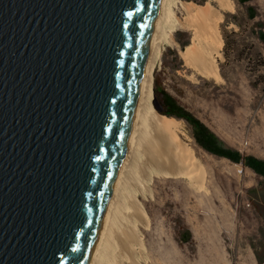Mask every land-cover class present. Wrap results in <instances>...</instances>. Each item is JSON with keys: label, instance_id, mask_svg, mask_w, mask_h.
Returning a JSON list of instances; mask_svg holds the SVG:
<instances>
[{"label": "water", "instance_id": "1", "mask_svg": "<svg viewBox=\"0 0 264 264\" xmlns=\"http://www.w3.org/2000/svg\"><path fill=\"white\" fill-rule=\"evenodd\" d=\"M161 2L0 0V264H90Z\"/></svg>", "mask_w": 264, "mask_h": 264}, {"label": "rangeland", "instance_id": "2", "mask_svg": "<svg viewBox=\"0 0 264 264\" xmlns=\"http://www.w3.org/2000/svg\"><path fill=\"white\" fill-rule=\"evenodd\" d=\"M182 4L208 7L223 40L211 74L181 57L198 21ZM168 8L171 21L153 66L157 105L161 107L159 90L169 93L222 146L264 161V43L259 39L264 0H176ZM153 101L155 112L162 115ZM173 119L179 122L174 135L200 169L187 166L189 174L179 176L181 167L167 165L165 171L175 170L176 175L164 176L163 168L144 165L142 157L135 159L138 167L133 160L136 166H131L137 168L130 166L128 172L138 180H130L129 194L124 195L132 200L123 197L130 209L122 226L134 228L135 240L131 251L120 246L109 250L114 264H264L263 177L242 162L205 151L195 141L192 126Z\"/></svg>", "mask_w": 264, "mask_h": 264}, {"label": "bare ground", "instance_id": "3", "mask_svg": "<svg viewBox=\"0 0 264 264\" xmlns=\"http://www.w3.org/2000/svg\"><path fill=\"white\" fill-rule=\"evenodd\" d=\"M174 1L176 0H162L160 5L149 55L145 65L139 101L129 137V143L121 170L115 183L109 210L106 214L101 231V238L94 250L90 264H114L115 258L109 254L111 248L120 246L125 251H131L133 249L131 243L135 240L134 230H130L132 227L129 229L124 228L122 226V220L124 219L123 216H126L129 208L127 205V207L125 206L126 201L123 200V197L128 199L129 196L126 198L124 195H127L126 193L129 192L130 185L132 186L130 180L137 179L133 178V175L128 172V170L132 168L131 165H134L132 163L135 159L139 161V158L142 157L144 159V165H152L161 170L164 169V172H162V174H165L164 176H170L171 174L173 176L176 175V172H174L175 170L169 171V173L166 172L168 170L165 171L164 166L167 165L169 166L167 169H174V167H177L176 169L179 168L180 170L181 167L182 169L179 173L177 172L179 176H183L185 173V175H187V173L190 172L186 169L187 166H189V169L199 165L191 153L182 148L180 138L174 135L173 129L179 125V122L173 118L158 115L152 106L153 66L159 59L163 42L166 39L165 29H167L171 21L168 7L170 4H173ZM182 6L185 13L189 14L193 12L198 21L194 23V26L196 25V32L192 38V42L189 46L185 47L181 53V57L195 68L198 67L205 73L211 74L215 71V59L220 55L223 40L216 30L214 19L211 17L212 15H210L211 12L208 7H195L190 4H182ZM136 162L137 161H135V163ZM138 163L139 162H137V167ZM141 165L143 166V164ZM130 166L131 168H129ZM134 166H136V164ZM135 168L133 167L132 170ZM196 168L195 171L200 169V167ZM128 200L130 202L132 198ZM129 202L127 204L131 206V209L138 204L136 201H132L134 205L136 203V205L132 207V202L131 204H129ZM139 208L137 205L138 210Z\"/></svg>", "mask_w": 264, "mask_h": 264}, {"label": "trees", "instance_id": "4", "mask_svg": "<svg viewBox=\"0 0 264 264\" xmlns=\"http://www.w3.org/2000/svg\"><path fill=\"white\" fill-rule=\"evenodd\" d=\"M241 1L245 2L247 0ZM259 39L264 43L263 31L259 33ZM155 90L156 92H158L157 88ZM159 91L161 114L167 117H173L178 120H183L190 124L194 131L193 137L202 149L213 155L228 159L233 163L242 162L244 166L251 169L253 172L263 177L264 179L263 160L257 159L253 156H241L238 152L222 146L218 139L198 119L181 108L169 93L163 90ZM156 96L158 97V93Z\"/></svg>", "mask_w": 264, "mask_h": 264}]
</instances>
